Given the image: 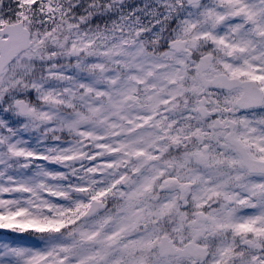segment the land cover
<instances>
[{
    "label": "snow or ice",
    "instance_id": "snow-or-ice-1",
    "mask_svg": "<svg viewBox=\"0 0 264 264\" xmlns=\"http://www.w3.org/2000/svg\"><path fill=\"white\" fill-rule=\"evenodd\" d=\"M162 6L0 12V264H264V0Z\"/></svg>",
    "mask_w": 264,
    "mask_h": 264
},
{
    "label": "clouds",
    "instance_id": "clouds-1",
    "mask_svg": "<svg viewBox=\"0 0 264 264\" xmlns=\"http://www.w3.org/2000/svg\"><path fill=\"white\" fill-rule=\"evenodd\" d=\"M142 0H120V3L127 8L129 4L136 3L139 5ZM146 11L142 10V14L139 15L140 19L145 25L151 26L153 16L149 15V13L157 12L161 13L164 12L165 9L161 6L160 0H146L145 3ZM155 9H159V11H154Z\"/></svg>",
    "mask_w": 264,
    "mask_h": 264
},
{
    "label": "rangeland",
    "instance_id": "rangeland-1",
    "mask_svg": "<svg viewBox=\"0 0 264 264\" xmlns=\"http://www.w3.org/2000/svg\"><path fill=\"white\" fill-rule=\"evenodd\" d=\"M161 2V6H162V0H160ZM145 3H146V0H142V3L139 5L138 9L140 11L139 15L142 14V10L146 11V8H145ZM163 7V6H162ZM164 8V7H163ZM154 11H159V9H155ZM163 13V12H161ZM149 15H152V13H149Z\"/></svg>",
    "mask_w": 264,
    "mask_h": 264
}]
</instances>
